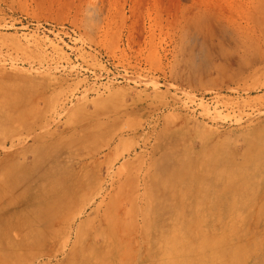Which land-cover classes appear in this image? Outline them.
<instances>
[{"label":"rangeland","instance_id":"rangeland-1","mask_svg":"<svg viewBox=\"0 0 264 264\" xmlns=\"http://www.w3.org/2000/svg\"><path fill=\"white\" fill-rule=\"evenodd\" d=\"M175 235L264 264V0H0V264Z\"/></svg>","mask_w":264,"mask_h":264},{"label":"bare ground","instance_id":"bare-ground-1","mask_svg":"<svg viewBox=\"0 0 264 264\" xmlns=\"http://www.w3.org/2000/svg\"><path fill=\"white\" fill-rule=\"evenodd\" d=\"M94 153V152H93ZM91 159V158H90ZM93 160V159H92ZM95 164V163H94ZM200 234V233H199ZM204 234V233H203ZM174 235V234H173ZM216 235H218V234H216ZM203 236H205V234L203 235ZM211 236V235H210ZM214 236V235H213ZM224 235L223 234H219L218 235V240H217V243H218V241L220 240V239H223L224 237H223ZM209 237V236H208ZM223 237V238H222ZM193 238H195V237H193ZM203 238V237H202ZM169 239V241H168V247L171 249H177V248H181V247H183V245H185V246H187L186 248H185V250L183 251V252H180V253H177V259L176 260H173V264L175 263H177V264H190L188 261H186V258L188 259H190V257H195L196 255H198L199 257H201L202 259H200V260H202L199 264H215V261H219V258H220V256H222L224 253H226L225 252V250L224 249H227V248H225V247H221V246H217L218 244H210L209 246H207V248H209V249H211V254H209V255H211V260H212V258H213V261L210 263L209 261H207L208 260V258L207 257H205L206 255V253H205V250H206V248H202V247H200L199 245H196V244H193V243H191V241L190 240H192L191 238H189V237H184L183 235H175V236H172L171 238H168ZM214 239V238H213ZM195 240H197L196 238H195ZM205 239H203V241H204ZM198 241H201V240H199V238H198ZM202 241V242H203ZM226 240H224V242H225ZM194 242V241H193ZM205 242H207V241H205ZM220 242V241H219ZM222 242V241H221ZM161 244V243H160ZM204 244V243H203ZM207 244H208V242H207ZM167 246V245H166ZM184 246V247H185ZM197 246V247H196ZM203 246H205V245H203ZM171 249V250H172ZM158 250H160L159 252H161V254L162 255H164L163 257H170V255H172L171 253H168V252H166V249L165 250H161V249H158ZM182 250V249H181ZM209 251V250H208ZM172 252V251H171ZM160 257H162V256H160ZM193 257V258H194ZM192 261V260H191ZM164 263V262H163ZM171 263V264H172ZM194 264H196V263H194Z\"/></svg>","mask_w":264,"mask_h":264}]
</instances>
